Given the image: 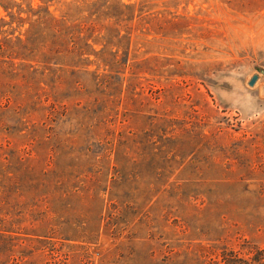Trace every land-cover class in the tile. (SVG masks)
<instances>
[{"label":"rangeland","instance_id":"1","mask_svg":"<svg viewBox=\"0 0 264 264\" xmlns=\"http://www.w3.org/2000/svg\"><path fill=\"white\" fill-rule=\"evenodd\" d=\"M224 259L264 264V0H0V264Z\"/></svg>","mask_w":264,"mask_h":264},{"label":"water","instance_id":"2","mask_svg":"<svg viewBox=\"0 0 264 264\" xmlns=\"http://www.w3.org/2000/svg\"><path fill=\"white\" fill-rule=\"evenodd\" d=\"M257 78H258V76H257L256 74L253 75V76L251 77V79L249 80L248 84H249L250 86L254 85V83L256 82Z\"/></svg>","mask_w":264,"mask_h":264},{"label":"trees","instance_id":"3","mask_svg":"<svg viewBox=\"0 0 264 264\" xmlns=\"http://www.w3.org/2000/svg\"><path fill=\"white\" fill-rule=\"evenodd\" d=\"M54 21V23L56 24V23H58V20H53ZM225 258V257H224ZM225 261H224V264H237V263H235V262H233V261H228L229 259H224Z\"/></svg>","mask_w":264,"mask_h":264}]
</instances>
